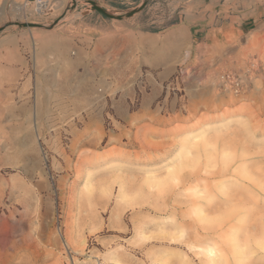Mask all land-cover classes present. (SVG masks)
<instances>
[{"label":"rangeland","instance_id":"rangeland-1","mask_svg":"<svg viewBox=\"0 0 264 264\" xmlns=\"http://www.w3.org/2000/svg\"><path fill=\"white\" fill-rule=\"evenodd\" d=\"M195 1L0 4V264H264L261 0Z\"/></svg>","mask_w":264,"mask_h":264},{"label":"crops","instance_id":"crops-1","mask_svg":"<svg viewBox=\"0 0 264 264\" xmlns=\"http://www.w3.org/2000/svg\"><path fill=\"white\" fill-rule=\"evenodd\" d=\"M99 2L105 3L108 6L115 5L119 0H98ZM144 1V0H143ZM197 3V0L195 1ZM222 11L225 12V15H222ZM235 7L231 5H226L224 8H216L215 9H207V8H199L196 9L197 21H195L194 25H192L193 33L195 35V39L197 40L198 45L200 46H212L218 39V33L221 32L224 27H228L232 25L240 15L236 14ZM244 11V10H243ZM241 12V11H240ZM222 13V14H221ZM221 16H225L226 19L219 20ZM219 18V19H218ZM229 18V19H228ZM241 27V31L244 32H253L264 30V0L259 1L257 5H255L252 10L241 19L239 23ZM167 41H173V43L178 44V47H184V44L180 43V38L175 39V36L170 33L167 35ZM169 44V43H167ZM164 46V45H163ZM152 47L151 44H147V49L150 50ZM120 48V44H119ZM120 70V54L119 60L114 59L113 67L108 71L104 72H95L92 71L91 68L89 72H87L84 76L86 79H94V78H106L116 79V75ZM114 106V117L115 122L120 124L121 122H125L124 117L126 116V109L123 108V105L119 102V100H115L113 102Z\"/></svg>","mask_w":264,"mask_h":264},{"label":"water","instance_id":"water-1","mask_svg":"<svg viewBox=\"0 0 264 264\" xmlns=\"http://www.w3.org/2000/svg\"><path fill=\"white\" fill-rule=\"evenodd\" d=\"M149 0H144L143 3L138 6L136 9H134L133 11L129 12L128 14H126L125 16L130 17L133 16L134 14L140 12L141 10H143L147 4H148ZM94 4V8L99 11L100 13L104 14L107 17L110 18H116V19H123L125 16L123 15H113L111 13H109L108 11H106L105 9L99 7L98 5L95 4V2H92ZM26 26H35L34 24H25Z\"/></svg>","mask_w":264,"mask_h":264},{"label":"bare ground","instance_id":"bare-ground-1","mask_svg":"<svg viewBox=\"0 0 264 264\" xmlns=\"http://www.w3.org/2000/svg\"><path fill=\"white\" fill-rule=\"evenodd\" d=\"M7 2V0H2L1 2H0V4L2 5V6H4V4ZM24 6L23 5H19V6H17L16 7V10L18 11H22L24 8H23ZM2 8V7H1ZM237 250V252H239L240 253V251L238 250V249H236Z\"/></svg>","mask_w":264,"mask_h":264},{"label":"built area","instance_id":"built-area-1","mask_svg":"<svg viewBox=\"0 0 264 264\" xmlns=\"http://www.w3.org/2000/svg\"><path fill=\"white\" fill-rule=\"evenodd\" d=\"M44 1H46V0H35V2H36L37 4H41V3L44 2Z\"/></svg>","mask_w":264,"mask_h":264}]
</instances>
